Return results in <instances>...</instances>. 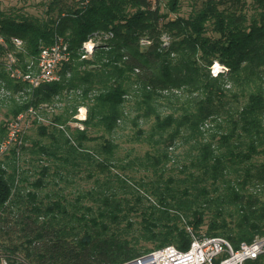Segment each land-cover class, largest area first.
Masks as SVG:
<instances>
[{
	"label": "trees",
	"instance_id": "1",
	"mask_svg": "<svg viewBox=\"0 0 264 264\" xmlns=\"http://www.w3.org/2000/svg\"><path fill=\"white\" fill-rule=\"evenodd\" d=\"M68 1L45 2L39 16L0 0V145L19 114L50 139L25 145L24 135L0 152H10L0 161V264H120L169 244L187 249L193 235L234 246L263 235L264 158H254L264 157V0H251L249 13L245 1L204 0L188 16H169L178 0ZM100 32L109 35L82 57V43ZM57 36L71 53L59 80L28 88L10 77L8 54L24 67ZM214 60L224 68L215 74ZM58 101L48 123L36 120ZM80 105L81 129L70 123ZM130 112L135 137L152 142L140 168L153 176L129 179L112 156V136ZM99 138L94 150L85 144ZM25 150L32 170L19 164ZM92 166L124 173H114L116 183L95 178L106 189L75 198L39 192L61 169H88L90 177ZM244 264H264V253Z\"/></svg>",
	"mask_w": 264,
	"mask_h": 264
},
{
	"label": "rangeland",
	"instance_id": "2",
	"mask_svg": "<svg viewBox=\"0 0 264 264\" xmlns=\"http://www.w3.org/2000/svg\"><path fill=\"white\" fill-rule=\"evenodd\" d=\"M50 0H1V6L3 8H7L8 6L16 5V6H22V9L26 11L29 14H36L39 16H43L44 10H45V2H48ZM68 1V0H67ZM204 0H178L179 8L177 12H170L169 16H175L176 14H180L182 16H188V14L191 12L193 9H198L202 2ZM245 1L247 11H251L249 8L251 0H239V5L241 6L242 2ZM68 2H73L69 0ZM167 2V0H164L163 3ZM227 5V4H226ZM167 8V7H164ZM243 8V10H245ZM238 11V10H237ZM207 34L211 36L217 35V32L212 30V24H208L207 28ZM98 39V38H96ZM161 39L163 40V44H169L170 38L168 34L164 33L161 36ZM143 41H140L141 44H147L148 40L142 39ZM89 43L87 46H92V42L87 41ZM83 52V50H82ZM218 64V66H216ZM223 65L218 62L217 60H214L213 63L210 66V71L212 73H215L219 70H223ZM69 74L66 75L68 77ZM129 99L131 98L130 96L128 97ZM61 102H55L54 105H47L43 106V110L39 112V116L36 117L37 121H40L42 123H48V121L51 119V115L58 110L55 109L56 107L60 106ZM129 104H131V101L127 102V108H129ZM6 111V106H1L0 105V120L3 119L4 113ZM86 111L87 107L80 105L77 107L76 114L74 115V118L76 120L70 122L71 125L77 126L80 129L84 127V124L81 122L86 117ZM134 115L133 112H130L128 114V119H126L123 122H120V128L118 131L112 136V138H115V141L118 143V146L113 150L112 156L117 158V164H123L125 166L126 172H128L129 179H138L140 175L146 173L150 176H153V172L151 170V167L148 168V171L144 170L143 168H140V163L143 162L145 159H147L144 155V152L149 149V147L152 145V142L148 139L140 137L137 139L135 137L134 131L135 128L133 127L130 118ZM28 119L25 121L21 122V128L20 131L18 132L17 136V142L22 141V136H26V140L22 141L24 142L25 145L31 144L34 140H40L42 142H49L48 137H42L39 135L38 130L36 128V125L34 122L27 123ZM147 123L142 122L143 128L147 129L148 128ZM11 127L10 125L7 126V133L10 131ZM89 134L91 135H98L100 134L97 130L90 128ZM22 131V132H21ZM21 132V133H20ZM108 137V136H107ZM16 141H14L16 143ZM101 138L93 141H87L85 144L91 149L94 150L97 146L101 145ZM9 150H6L3 152V154L0 155V161L6 160L5 156L10 155ZM97 155L99 158H102L108 154L102 152L98 153ZM31 153L28 150L25 151H20L19 153V164L21 165L22 168H30L32 170V162L30 161ZM262 155H258L255 157L256 162H261L263 160ZM50 161V160H49ZM37 162L36 160L33 161ZM51 163V162H50ZM4 166V165H3ZM70 170V167H68ZM54 165L51 163V170H54ZM90 170L93 172V175L88 177V169H77L75 168L73 171H66L64 169H61V172L63 173V177H58L56 175H53V180L50 184H48L46 187L47 190L39 191L40 193H51L52 191H59L64 194L67 198H75L76 194L78 192H83L85 190H88L92 187H95L96 189H101L104 190L106 189L104 184H101V186L98 185L94 180L95 178H98L100 182H102L105 179H111L110 181L113 183H116L114 180L116 177L114 175L115 172H119L121 174L124 173V170L118 168V167H113L110 169V171H101L95 166L90 167ZM133 175V176H132ZM30 179H34L37 177V174H33L29 176ZM132 177V178H131ZM55 182V183H54ZM108 183V180H107ZM30 188V186H28ZM252 188V187H251ZM258 188L257 186L254 187V189ZM258 190V189H256ZM264 191V190H263ZM56 198V197H54ZM136 219H139L138 217ZM203 226L201 228L202 232L204 231Z\"/></svg>",
	"mask_w": 264,
	"mask_h": 264
},
{
	"label": "built area",
	"instance_id": "3",
	"mask_svg": "<svg viewBox=\"0 0 264 264\" xmlns=\"http://www.w3.org/2000/svg\"><path fill=\"white\" fill-rule=\"evenodd\" d=\"M86 2L87 0H83ZM103 35V37H102ZM108 33H98L82 43V57L92 51L96 42L107 38ZM98 38V39H96ZM17 48L22 45L21 39L12 37ZM0 41H4L0 30ZM92 42V46H87ZM71 53L68 42L62 37H55L51 44L43 46L35 59L28 60L24 67L16 65V59L8 54L5 60V69L10 77L28 84V88H35L42 82L59 80L62 64L70 61ZM217 73V72H215ZM213 73V74H215ZM29 111L34 112L32 108ZM10 124V131L5 141L0 145V152L6 145L17 140L23 114ZM264 253V234L255 235L250 241L242 240L234 246L222 236L196 237L193 235L187 249H179L169 244L142 254L136 258L120 264H244L246 260L255 259Z\"/></svg>",
	"mask_w": 264,
	"mask_h": 264
},
{
	"label": "bare ground",
	"instance_id": "4",
	"mask_svg": "<svg viewBox=\"0 0 264 264\" xmlns=\"http://www.w3.org/2000/svg\"><path fill=\"white\" fill-rule=\"evenodd\" d=\"M216 66H218V64H216Z\"/></svg>",
	"mask_w": 264,
	"mask_h": 264
}]
</instances>
